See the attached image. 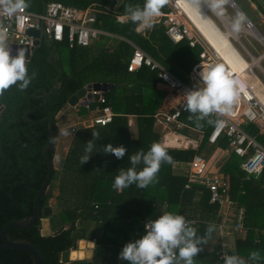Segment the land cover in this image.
<instances>
[{
	"label": "trees",
	"instance_id": "trees-1",
	"mask_svg": "<svg viewBox=\"0 0 264 264\" xmlns=\"http://www.w3.org/2000/svg\"><path fill=\"white\" fill-rule=\"evenodd\" d=\"M59 1L80 8L96 4L100 10L97 13L100 26L132 41L182 81L188 82V73L199 59L201 46L191 47L186 39L174 43L166 35L162 24L137 33L136 24L130 20L121 23L116 19V14L126 13L129 6L142 8L144 0H124L117 11L114 9L116 0ZM27 2L28 9L32 11L35 5L41 7V0ZM258 8L264 12L261 6L258 5ZM166 10V7L162 9ZM49 42L51 47L41 40L26 62L29 76L35 73L27 88L20 90L13 85L0 95V102L4 105L0 114V244L3 243L1 229L4 224L33 213L35 195L48 171L43 157L44 146L49 140L47 123L34 121L49 117L56 139L58 121L55 116L73 93L90 82L113 83V87L104 92L106 103L92 101L89 104L90 109L96 105H109L114 112L113 118L105 125L76 129L59 171L53 168L50 180L52 191L41 197L38 220L27 228H10L7 236L11 240L26 239L33 243L43 264H64L60 261L61 253L81 238L95 239L94 264H129L127 260L124 263L117 261L120 247L130 241L132 232L141 230L142 223H139L142 219L153 216L160 208H164V212L196 217L201 221L197 236H207L206 228L211 223L208 222L210 219L204 218L205 210L201 209L210 208L211 213H216L218 205L207 204L209 190L202 184L192 182L186 186L187 176L174 175L171 168L175 162H188L195 153L208 161L213 157L214 149L228 147L225 136H220L214 144H208V135L215 124L208 123V120L217 121L219 115H211L200 121L198 126L195 117L189 119L190 113L184 111L179 119L187 127L202 132L198 148H166L172 162L161 164L156 182L143 189L131 185L116 190L112 186L115 176L120 169L131 167L130 156L139 150L147 152L153 142H160V135L153 127L155 114L164 104L170 111L173 110L168 101L172 91L167 87L162 88L156 72L147 66L127 70L133 47L124 40H116L114 46L108 48L104 45L96 47L93 41L88 46L70 47L66 37L58 42L52 39ZM50 51L51 57L48 58ZM56 79L60 83L59 88L47 96L45 105L39 106L43 102L38 98L42 92L38 91L34 96L35 91L38 88L47 91ZM31 108L35 109L28 113L27 118L33 121L28 122L23 114ZM79 112L87 115L89 110L82 106ZM129 114L135 115L137 120L133 137L129 136L126 123ZM242 126L264 146V136L258 134L254 124L245 122ZM93 132L98 136L93 137ZM89 140L95 145L93 153L88 162L80 164ZM109 143L114 147L123 145L126 148L125 156L117 159L113 154H105L103 147ZM54 152L55 146L48 152L51 160ZM241 161L242 158L231 153L219 170L223 173L222 177L226 174L224 178L229 181L230 199L237 206L244 207L243 223L250 228L264 227V170L256 180H242ZM142 167L143 164L138 165L137 170ZM55 188L56 194L53 193ZM52 198H55L56 210L50 205ZM43 218L49 220L51 231L65 224H69V227L57 235H43ZM91 223L94 225L92 229ZM259 245L263 249L264 241ZM241 246L238 241L236 253L247 252ZM217 249L214 248L211 254L213 260L216 259L215 264H220L215 253ZM228 254L234 253L230 251ZM0 264L34 263L29 252L4 247L0 248Z\"/></svg>",
	"mask_w": 264,
	"mask_h": 264
},
{
	"label": "built area",
	"instance_id": "built-area-1",
	"mask_svg": "<svg viewBox=\"0 0 264 264\" xmlns=\"http://www.w3.org/2000/svg\"><path fill=\"white\" fill-rule=\"evenodd\" d=\"M201 5L205 7L207 13L210 12L214 14V12L210 11L206 4V0H201ZM166 6L168 7L167 10L162 11L161 15L155 18V22L160 23L165 27L166 34L173 42L177 43L186 39L192 47L196 45L201 46L199 60L192 67V78L194 77L197 83L202 85V80L199 75L202 70V65L205 67L219 65L223 66L225 72L229 73L231 79L236 82L235 88L238 93L237 99L232 105L230 113L218 114V121H221L222 123L220 126L215 124L209 134V142L214 143L220 136H226L229 141V147L232 148V151L244 158L240 165L241 169L247 174H259L264 168V147L255 137L246 132L242 125L245 122L252 123L258 128L259 133L264 136V93L262 97L258 96L254 91L255 85L252 83V80L254 79L253 77H256L257 80H259L257 83L261 86L263 85L262 81H260L259 77L255 74L252 66L245 67L244 70H242L243 74H241L242 72L235 71L234 68H231L224 58L210 44H208L205 38H203L201 32L192 24L186 14L187 10H191V4L189 2L183 0H170L169 4ZM98 12H100V10L94 6L91 8L86 7L80 9L74 6L64 5L59 1H49L45 3L44 8L39 12L31 11L26 8L22 12H18L9 17L0 11V28H3L7 32V44L9 45L11 53L14 52L13 55H15L18 50V48H14L13 44L28 46L31 55L35 46L33 44L34 37L29 36L26 33L29 28L44 31L48 40L52 39L58 42L66 37L70 47L74 45L88 46L92 40L96 39L98 36H105L128 42L125 38L106 31L101 26H95V24L98 23V18L96 16ZM214 15L216 16V14ZM122 16H127V12L117 13L116 19L118 20V17ZM245 23L246 25H244V28L246 30H255L253 24L249 20ZM225 31L228 32L229 40L230 38H233V35L229 31L226 29ZM245 33L256 39V37L249 32ZM260 38L264 40L261 35ZM41 40H43L42 32L39 35V41ZM235 41H238L237 43L240 44L244 51L247 54H250L239 39L236 38ZM129 43L133 46V51L128 59L127 70L133 71L145 65L151 70L157 71L160 80L173 89L176 95L179 96L177 108L170 113L163 114L161 116V121L166 126L171 125L172 127L180 128L181 122L179 121V118L181 114L186 111L184 107L186 100L185 95L189 91L194 90V88L186 85L184 82L173 76L161 64L147 55L141 48L135 46L131 42ZM232 45L237 48L234 44ZM237 51L239 50L237 49ZM243 58L245 57L243 56ZM262 91L264 92V90ZM89 92L91 94H98V98L95 100L96 102L102 104L106 103L105 94H102L101 91L90 90ZM91 102L92 99L90 102L89 99H87L86 103L83 105V107L88 108L89 115H91L82 122L83 125H105L110 122L114 115L111 107L109 105H103L102 107L96 105L94 109H90L89 104ZM76 129L77 126L71 125L70 130L72 133L75 132ZM173 139L179 141L184 147L197 146V142L193 140L183 144L176 137ZM166 143L167 134L164 135L163 144ZM206 170L207 163L205 160L200 156H194L191 160V171L197 181L202 183L209 190V202L211 204L220 205L227 203V206L229 207L230 201L228 199L227 181L224 180L222 175L206 174ZM238 211L242 212L241 210ZM240 212L237 214L239 222L236 224L235 229L241 227ZM185 219L189 221L194 228H196V223L199 222L197 219ZM145 224L146 223H142L144 229ZM220 254L221 258H223L225 254L229 255L226 250H221ZM222 264H224V262Z\"/></svg>",
	"mask_w": 264,
	"mask_h": 264
},
{
	"label": "clouds",
	"instance_id": "clouds-1",
	"mask_svg": "<svg viewBox=\"0 0 264 264\" xmlns=\"http://www.w3.org/2000/svg\"><path fill=\"white\" fill-rule=\"evenodd\" d=\"M169 2L170 0H144L142 8L129 6L126 9L127 16L118 17V21L124 23L130 20L136 24L137 33L143 32L154 26L155 18L161 15L162 9ZM190 3L200 5L201 0H190ZM227 3L228 0H206L210 11L217 16L225 15ZM28 7L27 0H0V11L9 17ZM235 9L238 13L231 27L234 33H239L246 17L244 13H239L237 8ZM199 75L202 85L185 95L184 104L185 110L190 113L189 119L195 117L198 126L200 121L213 114L230 113L238 96L235 88L236 82L231 79L229 73L225 72L223 66L205 67L202 65ZM34 77L35 73L29 76L25 52L19 49L13 55L7 44V32L0 28V95H3L13 85L18 86L20 90L26 89ZM208 123H216L220 126L222 122L209 119ZM60 131L63 135L69 134L68 129ZM95 136H98V133L93 132V137ZM94 147L91 140L86 143L85 155L80 158V164L88 162ZM103 152L122 159L126 148L123 145L114 147L109 143L103 147ZM129 160L131 167L126 170L120 169L119 174L115 176L112 186L116 190L131 185H136L141 189L148 187L157 181L161 164H170L172 157L166 151V146L153 142L147 152L139 150L132 154ZM141 164L143 167L138 171L137 166ZM214 230L215 225L208 224L206 234L211 235ZM205 243L206 240L197 236L196 228L192 227L183 215L164 212L158 218L146 222L144 234L126 243L119 253V258L129 261L130 264H194V257L203 250L201 245ZM249 259L259 262L262 257L258 250H254L250 252ZM223 261L224 264H246V261L236 254H225Z\"/></svg>",
	"mask_w": 264,
	"mask_h": 264
},
{
	"label": "crops",
	"instance_id": "crops-1",
	"mask_svg": "<svg viewBox=\"0 0 264 264\" xmlns=\"http://www.w3.org/2000/svg\"><path fill=\"white\" fill-rule=\"evenodd\" d=\"M45 1V0H44ZM50 1H59V0H50ZM234 3L235 1L232 0ZM251 1V0H250ZM49 2V1H48ZM61 2V1H59ZM47 3V2H45ZM62 4H64L63 2H61ZM251 3H253L251 1ZM257 5H256V4ZM253 3V8H256L259 6H261L263 9H264V3H263V0H256V2ZM66 5V4H64ZM235 5L237 6V4L235 3ZM70 6V5H69ZM96 7V4L94 3H91L87 6H85L84 8L86 7ZM76 7V6H74ZM166 8H168L167 6H165ZM225 7H229L231 8L230 4H229V1L228 3L225 5ZM77 8H80V7H77ZM84 8H80V9H84ZM237 8L242 12L244 13L238 6ZM43 8H41L42 10ZM31 10V9H29ZM32 11V10H31ZM234 13H236V9L234 11ZM245 14V13H244ZM97 16V14H96ZM224 17V16H223ZM245 17H247V19L254 25L253 21L245 14ZM99 20H98V23L95 24V26L97 27H100V24H99ZM245 23V22H244ZM243 23V24H244ZM154 25H161L160 23H156L154 22ZM102 27V26H101ZM103 29H105L104 27H102ZM135 29H136V25H135ZM165 29V27H164ZM106 31H109L107 29H105ZM109 32H112L114 33L113 31H109ZM166 33V31H165ZM116 34V33H114ZM116 35H119V34H116ZM167 35V34H166ZM245 35H248L249 34H245ZM121 36V35H119ZM168 36V35H167ZM123 37V36H121ZM169 37V36H168ZM250 37V36H249ZM102 39V38H106L105 39V42H104V47H106L108 44L112 43L113 45L115 44V41L118 40V39H115V38H110V37H105V36H98L96 39ZM125 38V37H123ZM96 39H93V44H94V41ZM126 39V38H125ZM128 40V39H126ZM107 41V42H106ZM125 41V40H124ZM127 42V41H126ZM131 42L132 44H134L132 41L128 40L127 43ZM175 43V42H174ZM261 43H264V40L263 42ZM130 44V43H129ZM131 45V44H130ZM135 46H137L136 44H134ZM132 46V45H131ZM133 47V46H132ZM192 47V46H191ZM140 48V47H139ZM133 51V50H132ZM132 54V53H131ZM147 54V53H146ZM149 55V54H147ZM131 56V55H130ZM150 56V55H149ZM152 57V56H150ZM153 58V57H152ZM155 61H157L159 64H161L167 71H169L161 62H159L158 60H156L155 58H153ZM199 60V59H198ZM260 59L257 58V59H253V62H255V66H258L259 65V62H256V61H259ZM252 62V63H253ZM128 63V62H127ZM196 63V62H195ZM194 63V64H195ZM193 64V65H194ZM192 65V67H193ZM254 65V64H253ZM145 66V65H144ZM148 67V66H147ZM192 67L188 73V82H184L182 81L180 78H178L176 75H174L171 71H169L173 76H175L176 78H178L180 81L184 82L186 85L188 86H191L192 88H196L198 86H200L197 81L194 79V77L192 78V75H191V72H192ZM260 67V65H259ZM149 68V67H148ZM150 69V68H149ZM151 70V69H150ZM156 72L157 74V71L156 70H153ZM158 77V75H157ZM159 78V77H158ZM160 79V78H159ZM90 83H93V82H90ZM101 83V82H100ZM160 86L162 88H169L171 89L169 86H167L162 80H160ZM109 91V90H107ZM172 91V94L170 95L169 97V102L171 103V105L174 107L173 110H175L177 108V105H178V102H179V96L176 95V93L174 92L173 89H171ZM106 92V91H105ZM80 106H76L75 108H77V110L79 109ZM172 110V111H173ZM169 110V108L167 107L166 104H164L162 106V108L160 109V112H158L157 114H155V121H154V124H153V127H154V130L156 132L159 133L160 135V142L161 144H163L164 142V135L165 134H168V133H171L170 136L172 138L176 137L178 140L182 141L183 143V139H185V142L183 144H186L187 142H189V140H193L195 142H197V146L196 147H191V146H186L184 147L182 144H175V146H167V143L166 144H163L164 146H166V148H176V149H188V148H192V149H197L200 142H201V139H202V132L201 131H197L195 129H192L190 127H187V125H185V123H183L180 119L179 121L181 122V127L180 128H176V127H172L171 125H164L163 122L161 121V116L163 114H167V113H170L172 112ZM114 114V113H113ZM64 115V114H63ZM61 115V117L63 116ZM218 115V114H217ZM89 116V114L87 115H83V120L82 122L87 119ZM114 116V115H113ZM112 116V118H113ZM126 123H127V127H128V133H129V136L130 137H133L135 134H136V129H137V120H136V116L135 115H132V114H129L126 116ZM73 122V120H71ZM218 121V120H217ZM80 122V123H76L74 121L73 124L71 125H79L77 126V129L79 127H85V126H92V125H96V124H87V125H83V123ZM109 123V122H108ZM216 124V123H215ZM214 124V126H215ZM70 125V126H71ZM99 125V124H98ZM213 126V127H214ZM212 127V129H213ZM168 128H170V130H168ZM185 128H188L186 132H184V129ZM212 129L210 130V133L212 131ZM60 130V129H59ZM71 131V130H70ZM76 131V130H75ZM191 132L193 134H191ZM194 133H198V137H195L194 136ZM209 133V134H210ZM74 132L72 133L71 132V138L73 136ZM174 134V135H173ZM176 134V135H175ZM258 134L259 131H258ZM252 135L253 137H255V135L253 134H250ZM261 135V134H260ZM168 136V135H167ZM185 136V137H184ZM224 136V135H222ZM209 137V135H208ZM226 137V136H225ZM227 138V137H226ZM208 139V138H207ZM176 140V139H175ZM188 140V141H187ZM257 140V139H256ZM258 141V140H257ZM70 142H71V139H70ZM70 142H69V145H70ZM229 142V141H228ZM216 143V142H214ZM214 143H210L209 140H208V144H214ZM68 145V147H69ZM262 145V144H261ZM263 146V145H262ZM68 147H67V150H68ZM264 147V146H263ZM67 150H66V153H67ZM65 153V155H66ZM231 153H234L232 151V148L229 147V143H228V147L225 148V149H221V148H216L214 149L213 151V157L211 158V160L218 158L220 159V156H221V163L219 165H215L216 167V170L218 171V175H221L222 172H220L219 168L221 167V164L224 163V161L228 158V156L231 154ZM235 154V153H234ZM64 155V156H65ZM237 155V154H236ZM194 156H200L203 160H205L200 154L198 153H195L192 158ZM239 156V155H237ZM240 158H242V161L240 162L239 164V168L241 171H243L240 167L241 163L243 162L244 158L239 156ZM192 158L188 161V162H175L173 163L172 165V168H171V172L172 174L174 175H186L187 178H188V182L186 184V186H189V184H191L192 182L195 183V184H202L200 183L199 181H197V179L195 178L193 172L191 171V160ZM205 162L207 163V167L209 165V162L205 160ZM209 168V167H208ZM264 168L262 169V171L259 173V174H256V175H253V174H247L246 172L243 171L244 173V176L242 177V180H249L250 178H253V179H258L261 175V173L263 172ZM207 171V170H206ZM220 172V173H219ZM208 174V173H206ZM223 174V173H222ZM226 174H224L223 178L225 177ZM224 180H226L224 178ZM227 182V185L229 186V181L226 180ZM203 185V184H202ZM204 186V185H203ZM205 189H207L205 186H204ZM209 196H210V193L208 192V205H210L211 203L209 202ZM228 199L230 201V204H229V208L233 211L229 212L227 211V203H224L223 205H220V204H217L218 205V210L216 213H211V209L210 208H202L201 210H205V214L206 216L204 218H207V219H210L208 222L211 223V224H214L215 225V230L211 233V235H207L204 237V239L206 240V243L201 245V247L203 248V250L201 252L198 253L197 256L194 257V264H215V260H213V254H211V252L214 250V248H218L216 250V254L218 256V259L220 260V264H222L224 261H223V258H221V254H220V251L221 250H226L227 253H229L230 251H232L234 254L236 255H239L240 257H242L246 263H249V264H255L256 262H253L249 259V254L251 251H254V250H258L261 254V257L262 259L260 260V264H264V248L262 249L261 246L259 244H261V242H263L264 240V227L263 226H259V227H252L250 228L248 225H245L243 223V220L245 218V210H244V207L242 206H237V203L232 201L229 197V192H228ZM51 204H55V198H52L51 201H50ZM50 204V205H51ZM164 208H160L159 211L163 214L164 213ZM238 210H241L242 212L238 211ZM159 211H157V213L155 212V214L151 217H147L145 219H142L140 221V225L141 223H146L147 221H149L150 219H156V215H158ZM240 212L241 214V220H240V224H241V227L238 228V229H235L236 227V224L239 222L238 221V217H237V214ZM187 219H197L196 217H185ZM199 220V219H197ZM201 221L199 220L198 223H196L195 227H196V230L198 228V225ZM90 228H94V225L93 223H91L90 225ZM144 231L145 229L141 226V230L139 231H136V232H132L131 233V239L129 242L131 241H134L138 238H140V235H143L144 234ZM213 234H216L217 235V239L213 242V243H208V240L207 238L212 236ZM88 241H92L94 244H88ZM239 241V244L241 243L242 246H241V249L242 250H246L247 252L245 253H242L240 252L239 254L236 253V249H237V242ZM248 241H251V242H248ZM79 245H78V248L77 249H84V250H87L86 252H90L89 255H86V258H89L91 259L92 261V264H94V261H93V252H94V247H95V239H90V238H81L79 240L76 241ZM74 242V243H76ZM85 244H84V243ZM84 244V245H83ZM249 245V246H248ZM248 246V247H247ZM251 246V247H250ZM72 247V246H71ZM70 247V248H71ZM124 245L120 247L118 253H117V261L120 262V263H124L126 260H123V259H120L119 258V253L122 251ZM69 249V248H68ZM61 256V255H60ZM223 261V262H222ZM66 264V263H64ZM130 264V262H129Z\"/></svg>",
	"mask_w": 264,
	"mask_h": 264
},
{
	"label": "water",
	"instance_id": "water-1",
	"mask_svg": "<svg viewBox=\"0 0 264 264\" xmlns=\"http://www.w3.org/2000/svg\"><path fill=\"white\" fill-rule=\"evenodd\" d=\"M123 1L124 0H116V3L114 5V9L117 10L122 5ZM229 1H231V0H229ZM231 4L235 5L233 1H231ZM44 6H45V1L41 0V7L44 8ZM236 8H237V6H236ZM237 10L239 11V13L241 12L238 8H237ZM247 21H248V19L246 17L245 22H247ZM41 32L43 35L44 43L48 47H51V44L48 41V39L46 38L44 31H40V30L34 29V28H29L26 31V33L29 36L34 37V41H33L34 46H37L39 44V35ZM13 46H14V48H18V50L22 49L25 52V60L27 62L30 58L29 47L26 45H16V44H13ZM12 54H14V52ZM50 57H51V51L49 52V55H48V58H50ZM59 86H60V83H59L58 79H56L55 84L52 87H50L47 91H45L41 88H38L35 91L34 96L38 91L42 92L41 95L38 96V98L43 101L39 106L45 105V103L47 102V96L50 95L54 89H58ZM112 87H113V83L93 82V83L86 84L85 86L78 89L75 93H73L68 98L67 102L59 110V112L57 113L55 118L58 119L61 115L65 114L67 111H69L73 107L83 106L86 103L87 99H89V102H90L91 101L90 97H92V96H93L94 100L97 99L98 94H91L89 92L90 90L101 91V93L104 94L105 91H107L109 88H112ZM3 109H4V105L1 104V102H0V114L3 111ZM34 109L35 108H31V109H28L27 111H25V113L23 114L24 120H26L28 122L33 121L31 119H28L27 115H28V113H30ZM34 122H37V123L46 122L47 123L48 139L49 140H48L47 144L44 146L43 157L46 161L48 171H47L46 177L44 178L41 186L39 187V189L35 195V198L33 201V213L31 215L26 214L24 217L11 220V221H9L3 225L2 229H1V238H2L3 243L0 244V248L10 247V248L23 249V250L29 252L34 264H43L41 257L39 255V252L33 243H31L30 241H28L26 239L11 240L7 236L8 230L10 228H27V227L33 225L38 220V218L40 216V200H41V197L43 196L44 193L49 194L52 191V186L50 184V180H51L54 165H53V160L50 159L48 152L55 144V134L53 131V122L49 117H44V118H42L38 121H34ZM48 212L49 211H47L46 213H48ZM68 227H69V224H65L63 226H60L57 230L51 231L50 227H49V220L47 218H43L42 219L41 233L43 235H49V234L50 235H57L62 230L66 229ZM88 244L92 245L94 243L92 241H88ZM78 245L79 244L77 242L73 243L71 248L64 250L61 253L60 261L62 263H66V264H92L91 259L86 258V255H87L86 251L87 250L77 249Z\"/></svg>",
	"mask_w": 264,
	"mask_h": 264
},
{
	"label": "rangeland",
	"instance_id": "rangeland-1",
	"mask_svg": "<svg viewBox=\"0 0 264 264\" xmlns=\"http://www.w3.org/2000/svg\"><path fill=\"white\" fill-rule=\"evenodd\" d=\"M229 1V0H228ZM235 3L237 4V6L253 21L254 23V29L256 30L258 35H261V37H263L264 39V12H262L258 7L253 8V3L256 2V0H251L253 3H251L250 0H234ZM264 3V1H263ZM229 4L231 6V8L229 7H225L226 11H225V15L220 16L221 19L217 18L214 14L209 13V15L214 19L215 23L219 26V28L223 31H225V29L227 31H229L232 35H233V31L232 29V23L236 17V14L238 13L236 11V13H234L236 6L232 5L231 2L229 1ZM256 4V3H255ZM257 5V4H256ZM33 10L35 12H39L41 11V7H39L38 5H35L33 7ZM117 11V10H115ZM225 18L227 20H229V22L227 20H225ZM244 25H246V23H244L242 25V30L239 33H236V38L240 40V42L242 43V45L246 48V50L250 53L247 54L244 49L240 46L239 43H237L238 41H235L233 38H230V41L232 44H234L237 49L241 52V54L247 59V61H249L250 63L253 62V58L257 59L260 58L259 65L255 66L253 65V71L255 72V74L259 77L260 81H262V84L264 85V43H261V41L259 39H254L252 37H249L248 35H245V30ZM225 27V29H224ZM255 32V31H254ZM235 36V35H233ZM106 38H100V39H96L94 41V45H96V47H100L101 45L104 44ZM107 42V41H106ZM114 46L112 43L108 44L105 48L108 47H112ZM251 55V56H250ZM250 58V59H249ZM98 98V96H97ZM90 99H92V101H95L93 96L90 97ZM82 108V107H81ZM89 114V113H88ZM83 115L81 114V112H79V109L77 110V108L73 107L71 108L69 111H67L62 117L60 116L57 119V127H58V132H57V137L55 139V152H54V158H53V163H54V168L56 170L59 171L64 155L66 153L67 147L69 145L70 139H71V131H70V125L74 123V121L76 123H80L83 120ZM73 120V122L71 121ZM245 121V120H244ZM75 126H79V125H75ZM61 129H68L69 130V134L68 135H63L61 133L60 130ZM168 130H170V128H168ZM191 134H193L191 132ZM195 137H198V133H194ZM219 158V156H218ZM215 157V159L211 160V158L208 160L209 165L207 167V171L206 173L208 174H217L218 175V171L216 170V166L215 165H219L221 163V156L220 159H218ZM57 189L55 188V190H53V193L56 194ZM51 204V203H50ZM51 206H53V209L56 210V205L51 204ZM227 207V211L231 212L233 210H231L228 206ZM162 213L159 211L158 215H156L155 217L158 218ZM217 239V235L213 234L212 236L208 237V243H213L215 240Z\"/></svg>",
	"mask_w": 264,
	"mask_h": 264
},
{
	"label": "bare ground",
	"instance_id": "bare-ground-1",
	"mask_svg": "<svg viewBox=\"0 0 264 264\" xmlns=\"http://www.w3.org/2000/svg\"><path fill=\"white\" fill-rule=\"evenodd\" d=\"M190 3V0H183ZM191 4V3H190ZM188 18L191 20L192 24L201 32L203 38L210 44L227 62L228 65L231 66V68H234L235 71L242 72L245 67L247 66H253L255 65V62L249 63L245 58H243V55H241V52L237 51V48H235L231 41L228 38V32L221 30L218 25L215 23L214 19L209 16L205 10V7L200 5H193L191 4V10L186 12ZM215 14V13H214ZM217 16V15H216ZM221 19L220 16H217ZM245 32H249L253 36H255L257 39H259L261 42L263 40L260 38V35H258L255 30L250 29L246 30L243 28ZM232 30V29H231ZM242 30V27H241ZM233 38L236 40V33L232 32ZM231 36V35H230ZM254 59V58H253ZM258 62V61H256ZM245 74V73H244ZM252 83L255 85V93L262 97L264 86L259 85V80H257L256 77H253ZM171 133H168L167 135V146H175V144H179L180 142L173 139L170 136ZM176 135V134H175ZM185 137V136H184ZM188 141V140H187ZM190 141V140H189ZM182 142V141H181ZM185 142V139H183V143ZM181 149V148H180ZM90 252H87V255H89Z\"/></svg>",
	"mask_w": 264,
	"mask_h": 264
}]
</instances>
